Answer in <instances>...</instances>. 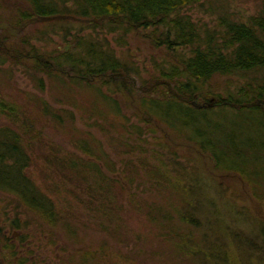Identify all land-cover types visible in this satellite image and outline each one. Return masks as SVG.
Returning <instances> with one entry per match:
<instances>
[{"label": "trees", "instance_id": "1", "mask_svg": "<svg viewBox=\"0 0 264 264\" xmlns=\"http://www.w3.org/2000/svg\"><path fill=\"white\" fill-rule=\"evenodd\" d=\"M16 1H21L20 8L9 9L16 23L53 17L42 21L47 35L61 42L70 38L72 47L67 52L56 50L44 61L31 42H42L46 36L24 34L20 46L18 42L7 45L0 36V66L5 59L30 62L33 71L23 73L30 78L35 75L32 72L40 73L42 92L46 90L45 79H56L61 87L77 90L84 86L96 93L90 106L95 116L113 119L109 128H114V120L124 121L117 126L129 134L128 139L121 135L114 139L105 136L108 129L97 125L96 130L108 137L109 147L115 146L116 140L118 146L112 156L105 151V144L93 137L83 142L85 146L80 144L81 154L75 160L53 151L35 156L32 150L40 147L32 142L37 138L30 133L34 125L25 130L15 108L0 100V193L14 200L13 205L0 208L2 219L5 216L9 220L8 210L14 213L8 224L0 226V246L8 252L3 255L11 260L15 252L22 255L21 251H26V257L22 255L26 262L35 264L36 260L28 261L34 255L27 250L28 242L32 246L33 241L21 233L14 243L11 232L33 228L41 237L46 231L59 229L62 238L75 248L64 264H106L111 251L106 249L107 242L92 245L85 241L89 235L82 218L90 219L102 237L111 233L114 239L122 236L119 212L124 206L119 203L120 195L132 201L129 212L146 210L148 217L165 226L161 230L167 233L161 238L171 239L170 251L151 255L155 262L264 264V218L255 217L257 229L246 238L239 237L219 213L224 207L219 193L214 192V199L202 186L214 185V190L221 189L227 197L229 191L219 178H234L254 203L264 205V172L252 169L254 156H264V0H9L18 6ZM247 2L257 6L256 13L247 16L236 8L230 11L231 5ZM206 8L210 15H216L214 25L200 24L189 15ZM139 31L153 49L168 53L155 67L161 81L147 86L141 82L142 90L132 81L139 80L141 72L133 69L124 54L116 57L114 50L97 38L121 33L122 37L113 40L121 49L126 45L124 38ZM219 77L232 81L221 86ZM156 91L158 96L152 94ZM196 101L205 106L195 108L192 103ZM44 107L43 115L50 116L55 124L63 123L60 115L49 112L47 104ZM92 119L89 116L86 121ZM161 127L178 140L154 136L149 141L145 137L161 133ZM36 157L44 163L39 179L33 167ZM205 166L208 177L201 173ZM51 174L57 178L47 183ZM132 189H141L150 203L135 201ZM60 195L68 207L71 204L64 197L71 196L72 205L79 208V215L73 217L79 227L70 228L72 225L62 220L72 211L58 207ZM174 223L180 231L172 227ZM110 224L115 228L110 230ZM4 226L9 229L7 233ZM41 244L33 246L42 251ZM126 253L141 263L148 257L144 247L135 246ZM75 257L78 263H74ZM129 263L134 264L124 257L123 264Z\"/></svg>", "mask_w": 264, "mask_h": 264}, {"label": "rangeland", "instance_id": "2", "mask_svg": "<svg viewBox=\"0 0 264 264\" xmlns=\"http://www.w3.org/2000/svg\"><path fill=\"white\" fill-rule=\"evenodd\" d=\"M0 2H2V5H0V36L7 41V45L12 43L15 45L14 42H18L17 44L18 46H20L22 43L19 42V40L24 34L31 37L42 34L43 36H46L45 40H43L42 37V42L32 40L31 43L34 46L37 55L40 58L42 57L44 61L52 58L51 56L55 54L54 52L56 50L66 51L71 49L72 46L70 43V38H66L65 41L61 42L59 38L48 36L47 34L49 33V31L43 28L44 24L38 19L16 23L14 21L15 19L13 18L12 13H10L11 10L9 9H11L12 7L15 9L20 8L19 6L22 5L21 1H16V4L18 6H16L14 3L11 4L9 0H0ZM232 8H236V10L241 11L240 13H247L245 14L247 16L257 12V6L251 2L231 5L230 11L232 10ZM206 10L207 8L204 12L195 10L192 13H189V15L195 22L203 25H214V19H216V15H210L208 12H206ZM71 21H73L74 23L77 20ZM68 24H71V22H69ZM78 27V24L75 25V29H78ZM27 36L25 39L30 40V38ZM141 36V31H139L136 35L132 34L126 36L124 38L126 45L124 47H121V49H119L120 47L116 46L113 42L114 38L122 37L121 33H119L118 35H99L97 38L105 45L107 44L109 49L114 50V54L116 57L124 54V56L127 57V62L133 63V69H138V71L141 72V78L139 80L137 78L134 79L136 84H138V87H142L139 85L141 84V82H145L143 86H147L152 82L153 85H156V83L154 82L156 80L158 82L161 80L158 79L159 74L155 67L157 66V64H160V61H162V59L165 60V58L168 56V53L163 50L156 51L144 39H142ZM49 39H52V41ZM6 46L5 48L7 49ZM26 49L30 50L28 46L26 47ZM12 61L5 59L4 66H0V100L5 102L7 105L15 108V116L18 115L19 123L21 125L25 124V130H28V127L32 128V126L34 125V131L30 133L33 136L37 135V138H32V142L34 144L37 143L40 148H35L34 150H32L33 155H50L53 151L60 157H62L64 154H67L69 157L71 156L73 158L72 160H75L79 156V154H81L80 144L85 146L83 142H88L90 141V137H93L95 140L102 142L103 145L105 144V151L110 154V156H112V150L114 151L115 149L116 151L118 145H116L117 143L115 140V146L109 147V145L107 144V141L109 139L105 136L110 135L114 139H116L119 135H121V137L123 136L125 137V139H128L129 133L126 135L125 131L117 126V124H124V121L122 122L121 120H114V128H109L107 125L111 124L113 119L102 117L99 118L95 116V112H92L90 106L94 103L96 93L91 92L84 86L80 90H77L73 87H61L56 79H45L44 82L46 90L42 92L40 91V88L42 86H40L38 82V79H40V81L43 83V77L40 75V73L32 72L35 74L32 76V78L26 76L23 73V71H33L31 68L32 64L30 62H24L23 60L22 62L19 61L18 63H15V60ZM17 64L21 65L19 66ZM50 71L56 72V70L54 69ZM54 75L57 76V74ZM231 81L232 80L226 79V77L217 78V82L221 86L227 83L230 84ZM169 87L172 88L171 85ZM138 89L142 90V88ZM152 94L158 96L159 92L156 91ZM196 103H192L195 108L205 106V104L203 106L198 101H196ZM43 104H47L50 107L48 109L50 113L54 112L60 115V120H62L63 123L60 125L55 124L52 122L53 120H51L50 116L43 115L45 108ZM262 107L264 108V104L262 105ZM122 113L124 114V116L129 117V113L127 110L122 109ZM89 116L93 119L87 122L86 119H88ZM135 121V119H131L132 123H134ZM90 124L96 125L94 126V128H90ZM97 125H101L102 130L108 129L109 132L106 133L105 136H102V132L96 130ZM138 126L144 127V125L142 124H138ZM161 129V133H157V135L146 134L145 137L149 141L150 138H153L154 136H163L165 138H168L170 136L172 139L178 140L169 129L164 130L163 127H161ZM88 133H90L91 135H89ZM74 142L78 144L75 146ZM186 152L187 151L183 150L182 153L187 154ZM74 155H76L75 158ZM99 163L101 164L100 161ZM252 164L253 170H256L257 172L259 170L264 172L263 155L254 156ZM33 167L35 170L34 173L36 179L41 178L39 175V169L44 167L42 159L36 157ZM203 168L205 169L206 166ZM208 170L209 168H206L205 171L202 169L201 173L205 175V177H208L206 175L209 174ZM212 174L213 173H211L210 176H212ZM50 177H52V179L46 182L54 183L57 177L53 176L52 174ZM255 178L256 176L252 177V179ZM233 179H231L230 177L219 178V180L222 181L220 184L223 183L224 185H226L227 190L229 191V196L227 197L223 194V191L221 189L214 190V185H207L209 184L207 183L202 186H204V190L207 192V194L210 195L211 192L213 193L214 199H216V195L214 192L219 193V201L222 203L224 202L223 209H219L220 215L224 217L234 233H236L241 238H246L258 227V222L254 221L255 217L264 218V205L254 203L255 201L251 200V198L241 189L238 181H236L235 179L234 182L231 181ZM136 184L138 185V183ZM117 188L115 187V191H117ZM141 189L131 190V194L136 195L134 200L138 201L141 199H145L147 203H150V198L148 196L146 197ZM235 189L237 190V194H232V190ZM60 197L61 200H59L57 203L58 207L61 206L65 209L69 208V210L72 211L71 215L65 214V218H63L62 220L72 225L70 228L75 225L79 227V224H77L78 220L73 219V217L79 215L76 214L77 212H79V208L75 205H72L73 201L71 199V196L69 198L64 197L66 200H68V202H70L71 206L69 207L64 203L61 195ZM117 197L119 203L124 206L123 211L119 212V230H121V233H123L122 236L117 235L114 239V237L110 236L112 233L110 235L102 233L106 236V238L105 236L102 237L101 233H98L97 227L94 224L90 223V219L88 220L87 218L83 217L82 223L87 228L85 230L89 235V237H85V241H91L92 245H95L97 243L100 244L101 242L103 243V240L107 242L106 249L108 251H111L108 252L109 257L107 256L106 259L109 258V261H107L106 264H123L124 257H129V261L134 264H162L153 261L154 257L152 258L151 255H153L154 253L156 254L159 250H164L166 252L170 251L168 243L171 239L169 238V240H166L161 238V236L164 235L163 233H167V230L165 232L161 230V228H164L165 226L160 223L158 224V221L155 218L154 220L153 217H148L144 212L146 210L138 211L133 209L129 212V210L133 208L132 201L129 200V197L120 195H118ZM0 202V208L1 206H3V204H14V200L12 197L5 196L2 193H0ZM227 202H230L229 206L226 205ZM19 211L22 212L23 208L21 207ZM8 213H10L9 215H7L9 220H6L5 216H3L4 219H2L1 217L0 226L8 224L10 222L11 215L14 213L12 212V210H8ZM28 215L32 216L31 214ZM172 227L176 231H180V228L177 224L174 223ZM114 228L115 225L110 224L109 229L112 230ZM4 230H6V233L9 231V229L6 227L4 228ZM258 230L256 232H258ZM169 231L170 230H168V232ZM50 232L46 231L40 237L35 231H33L32 228L31 231H28L27 229L26 231L15 230L11 232L10 236H12L14 243H16L17 238H19L21 233L24 234L27 239H31L33 241L32 246L31 242H28L30 249L29 247H27V250L33 252L34 256L32 258L34 259H31L30 257V259L28 258V261L32 262L33 260H36L35 264H64L66 258L73 254L75 248L69 246L70 243L66 242L62 238L59 229L52 230ZM135 241L136 245L133 244V242ZM37 242L39 244L42 243L40 245L43 247L42 251L38 250L37 245H35L36 248L35 246H33ZM125 243H129L127 244L128 246L125 245ZM135 246L139 248L144 247L148 252V257L142 263L138 260H134L135 258L130 253H126V250L135 248ZM85 250L86 249H83V251ZM25 252L26 251H21L22 255H25ZM123 254H125V256H123ZM22 255L15 252L11 260H9V258L7 257V260L5 261L3 253L0 251V264H16L19 259L20 261L22 260V264H29V262H26L27 260L24 258L26 257V255L24 257ZM78 261L79 258L75 257L74 263H78Z\"/></svg>", "mask_w": 264, "mask_h": 264}, {"label": "flooded vegetation", "instance_id": "3", "mask_svg": "<svg viewBox=\"0 0 264 264\" xmlns=\"http://www.w3.org/2000/svg\"><path fill=\"white\" fill-rule=\"evenodd\" d=\"M132 81H133L134 85L138 87V84H136L135 80L132 79ZM139 88H141V87H139ZM0 251H1L3 254H7V253H8L7 251L1 249V246H0ZM3 256H4V260L6 261L8 256H7V257H6L5 255H3ZM8 258H9V257H8Z\"/></svg>", "mask_w": 264, "mask_h": 264}, {"label": "water", "instance_id": "4", "mask_svg": "<svg viewBox=\"0 0 264 264\" xmlns=\"http://www.w3.org/2000/svg\"><path fill=\"white\" fill-rule=\"evenodd\" d=\"M47 19H50V18H44V19H41V20H47Z\"/></svg>", "mask_w": 264, "mask_h": 264}]
</instances>
